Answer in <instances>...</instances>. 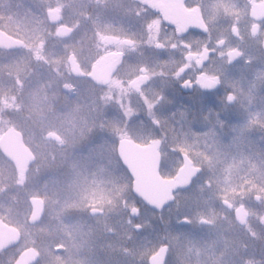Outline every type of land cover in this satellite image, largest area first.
I'll return each instance as SVG.
<instances>
[{
	"label": "flooded vegetation",
	"instance_id": "1",
	"mask_svg": "<svg viewBox=\"0 0 264 264\" xmlns=\"http://www.w3.org/2000/svg\"><path fill=\"white\" fill-rule=\"evenodd\" d=\"M0 31L15 42L0 46V138L11 131L23 161L19 170L0 149V223L18 234L0 247V264H12L26 249L35 257L28 264H150L162 245V264H183L185 258L170 253L165 239L153 244L151 238H133L142 206L160 212L174 199L156 211L134 195L118 144L154 140L162 177L175 175L182 155L200 168L175 197L207 165L192 153L212 154L194 140L210 144L241 121L264 141V124L252 119L257 109L261 113L264 88L246 96L233 71L246 68L252 83L262 74L264 0H0ZM244 101L250 102L247 121L239 116ZM78 173L89 176V185H105L108 197L73 200L62 194ZM14 180L21 183L15 189L25 204L19 215ZM32 198L41 201L42 211L30 222ZM222 200L234 224L247 228L241 235L250 236L255 212ZM44 221L77 227L70 232L76 238L29 231ZM228 260L264 264V252L247 247Z\"/></svg>",
	"mask_w": 264,
	"mask_h": 264
},
{
	"label": "rangeland",
	"instance_id": "2",
	"mask_svg": "<svg viewBox=\"0 0 264 264\" xmlns=\"http://www.w3.org/2000/svg\"><path fill=\"white\" fill-rule=\"evenodd\" d=\"M5 5V2L2 1L4 8ZM233 71L238 78L239 87L248 90L246 96L253 90L264 88V69L261 70L262 74L257 75L254 83L248 80L246 68L239 66ZM249 104V101H244L239 106L240 120L247 121L251 117V112L248 113L249 108H247ZM252 119H255L256 122L260 120V123L264 124V102L261 113L260 109H257ZM259 134V130L249 129L245 122L239 121L226 133L215 134L210 144L203 143L202 139L194 140V146L205 145L212 152L209 158L199 154V151L192 153L197 163H207L205 169L194 179L190 188L175 194L174 201L166 209L153 212L142 206L141 225L136 234H133V238L135 240L151 238L153 244L165 239L170 253L180 256L183 260L185 258L182 261L183 264H231L228 260L229 255L239 249H247V247L264 252V215L262 212L264 141L259 137ZM175 161L179 162L178 159ZM208 162L211 163L210 166ZM88 177L86 173L72 175L64 184L62 194L68 195L73 200L99 195H103L102 198L108 197V188L105 185L100 187L93 181L89 185ZM127 180V198L131 199L130 180ZM203 180L208 181L207 186L203 185ZM10 183L13 184L12 181ZM18 185L21 183L14 180L13 197H16L15 206L19 215L25 208V204L22 197L17 195L15 188ZM20 188L24 189V186L22 185ZM253 195L258 196L257 202L254 201ZM221 199L228 200L233 204L241 202L246 209L255 212H251L249 218L250 230H252L250 236L241 235L246 232L247 228L234 224L230 213L221 206ZM1 202L3 203V201ZM181 217L188 219V223L180 224ZM201 219H208L210 223L205 225ZM73 227L68 223L44 221L39 223L36 228L33 226L29 231L68 232L70 238L67 240L70 241V239L76 238L71 237L70 234V232L77 231V227ZM80 244L81 241L78 239V245ZM133 244L132 248H134ZM208 257L215 260L210 261ZM237 263L241 264V261H237Z\"/></svg>",
	"mask_w": 264,
	"mask_h": 264
},
{
	"label": "water",
	"instance_id": "3",
	"mask_svg": "<svg viewBox=\"0 0 264 264\" xmlns=\"http://www.w3.org/2000/svg\"><path fill=\"white\" fill-rule=\"evenodd\" d=\"M0 46H15V42L0 31ZM11 133L8 130L0 138V149L17 164L19 170H22L23 166L21 164L23 161L18 159L16 155L20 150V142L18 140L12 143ZM118 152L132 177V193L139 197L149 208L156 211L166 207L173 200V193L176 190L187 188L190 180L200 170V168L193 166L185 155H182L183 163L173 177L166 178L160 176L157 170L159 155L157 143L154 140L145 145H138L123 139L118 144ZM222 203L227 205L225 199L222 200ZM31 204L33 208L29 221L33 222L40 217L42 204L39 199L35 198L31 199ZM235 212L237 220L241 222L242 208L238 207ZM17 235L15 229L0 223V247L6 243L15 241ZM165 250L166 246H159L157 251L150 256L149 263L162 264ZM31 254L32 250L30 249L22 251L18 256L17 264H28L34 261L35 257H31Z\"/></svg>",
	"mask_w": 264,
	"mask_h": 264
},
{
	"label": "snow or ice",
	"instance_id": "4",
	"mask_svg": "<svg viewBox=\"0 0 264 264\" xmlns=\"http://www.w3.org/2000/svg\"><path fill=\"white\" fill-rule=\"evenodd\" d=\"M133 211H136V210L133 209ZM18 256H19V253H17V256L13 257L12 264H17ZM33 264H35V262H33Z\"/></svg>",
	"mask_w": 264,
	"mask_h": 264
}]
</instances>
